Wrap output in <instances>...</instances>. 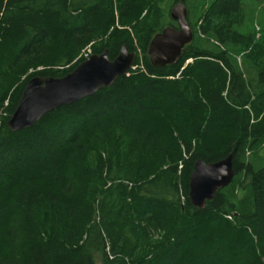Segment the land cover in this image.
I'll use <instances>...</instances> for the list:
<instances>
[{
    "label": "trees",
    "instance_id": "1",
    "mask_svg": "<svg viewBox=\"0 0 264 264\" xmlns=\"http://www.w3.org/2000/svg\"><path fill=\"white\" fill-rule=\"evenodd\" d=\"M180 1L0 0V264H264V0H184L193 40L154 67ZM123 46L135 68L111 86L9 128L32 76ZM230 154L195 207L196 161Z\"/></svg>",
    "mask_w": 264,
    "mask_h": 264
},
{
    "label": "water",
    "instance_id": "2",
    "mask_svg": "<svg viewBox=\"0 0 264 264\" xmlns=\"http://www.w3.org/2000/svg\"><path fill=\"white\" fill-rule=\"evenodd\" d=\"M170 17L177 26L165 27L155 34L149 45L148 55L154 67L177 64L184 47L194 37L184 0L171 8ZM136 57V52L123 46L115 59L110 58L108 50L93 54L60 78L32 76L8 121L9 128L13 132L29 128L52 110L80 101L111 86L116 79L133 69ZM234 175L233 154L218 162L198 160L189 183L192 204L204 209L219 190L232 182Z\"/></svg>",
    "mask_w": 264,
    "mask_h": 264
},
{
    "label": "rangeland",
    "instance_id": "3",
    "mask_svg": "<svg viewBox=\"0 0 264 264\" xmlns=\"http://www.w3.org/2000/svg\"><path fill=\"white\" fill-rule=\"evenodd\" d=\"M252 17L248 30L256 34V38H259L264 34V13H261V9L258 8Z\"/></svg>",
    "mask_w": 264,
    "mask_h": 264
},
{
    "label": "bare ground",
    "instance_id": "4",
    "mask_svg": "<svg viewBox=\"0 0 264 264\" xmlns=\"http://www.w3.org/2000/svg\"><path fill=\"white\" fill-rule=\"evenodd\" d=\"M174 5V4H173ZM93 54H92V52H91V50L89 49V50H87V51H85L84 52V57H85V60H87V59H89L91 56H92ZM135 68V66L133 67V69ZM13 113V112H12ZM9 120V119H8ZM33 126V125H32ZM200 160H202V159H200ZM198 161V160H197ZM196 161V162H197ZM234 177H235V175H234ZM234 179V178H233ZM233 181V180H232ZM228 186V185H227ZM226 186V187H227ZM189 192H190V189H189ZM189 199H190V197H189ZM191 201V200H190ZM192 203V202H191ZM198 208V207H197Z\"/></svg>",
    "mask_w": 264,
    "mask_h": 264
}]
</instances>
